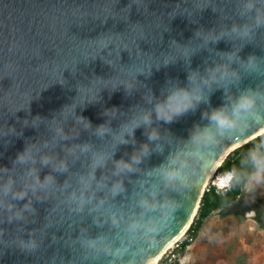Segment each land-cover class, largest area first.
Wrapping results in <instances>:
<instances>
[{"label": "water", "instance_id": "water-1", "mask_svg": "<svg viewBox=\"0 0 264 264\" xmlns=\"http://www.w3.org/2000/svg\"><path fill=\"white\" fill-rule=\"evenodd\" d=\"M244 3L245 0H0V133L12 127L23 132L19 137L10 133L0 135V184L12 178L14 191L23 189L24 173L29 165L13 166L12 160L26 143L41 144L51 139L48 122L53 117L59 119L62 106L77 97L78 86H90L97 77L109 80L118 75L117 67L109 66L105 60L125 68L137 65L145 71L150 65L152 74L147 78L137 75L139 83L131 95L125 94L123 85L115 91H110L109 85L101 88L99 102L88 104L85 100L83 110L77 107L76 111L91 121L93 129L108 119L103 109L115 106L120 111L111 120V127L118 130L134 111L152 109L146 97L151 93L157 99L162 98L169 86L166 81L171 79L185 86L188 71L206 75L207 68L227 62L225 53L237 52L240 61L254 54L264 69V27H255V12L241 14ZM256 8L264 11V0H258ZM245 24L253 29L251 40L225 35L216 43L203 45L194 35L198 30L219 35L230 31L233 25ZM172 40L194 50L190 64L172 45ZM169 55L177 59L165 67L162 61ZM240 61L234 59L229 64L239 74V81L225 80L204 87L208 103L201 102L194 112L171 124L157 120L153 112L151 128L159 132L160 140L156 143L163 147L162 152H156V143L148 141V128L135 130V143L130 141L113 149L111 136L100 139L69 119L64 128L66 132L72 130V139L41 149L42 153L50 152L57 159H66L68 171L58 173L50 166H41L39 155L35 161L41 180L48 174L55 176L53 191L47 196L28 192L23 200L0 193L3 202L0 264H146L159 255L160 259L168 243L189 229L212 173L230 153L264 133V103H260L258 115L232 132L218 136L206 162L192 165L187 187L173 190L160 185L158 199L173 202L168 215L159 211L148 214L145 219L151 221V226L147 231L129 234L125 230L129 220L140 214L136 207L139 195H146L144 189L159 184L157 177L147 173L183 146L194 125L208 123L206 113L228 104L229 97L246 88L264 93V74L247 72ZM36 115L44 117V123L38 129L24 127V120L31 121ZM84 142L96 150L114 151V155L95 171L96 181L103 179L106 186L96 190L94 181L92 203L82 212H76L68 198L72 192L80 191L78 177L89 171L90 155L73 157L68 154L67 146ZM145 143L152 152L137 171L114 175L113 160H129ZM117 180L123 181L125 191L113 198L108 188ZM37 196L42 199L37 200ZM29 200L35 213L23 211V220L9 222V217L22 211ZM100 201L103 203L99 204ZM110 212L121 218L118 228L111 224ZM97 235L106 237L113 250L124 246L127 251L118 257L103 252L93 256L81 247L79 240L82 236ZM28 239L39 243L35 252L28 253L18 247L20 240Z\"/></svg>", "mask_w": 264, "mask_h": 264}, {"label": "clouds", "instance_id": "clouds-1", "mask_svg": "<svg viewBox=\"0 0 264 264\" xmlns=\"http://www.w3.org/2000/svg\"><path fill=\"white\" fill-rule=\"evenodd\" d=\"M258 0H245L242 15L248 13H256L255 27H264V11L256 8ZM175 15H172L174 17ZM171 17V18H172ZM253 29L248 25H233L227 33L222 32L219 35L213 34L211 31L204 33L203 31H196L195 37L201 39L203 45L209 42L216 43L225 35L231 37L235 36L242 40L252 39ZM172 45L176 46L177 51L187 63L190 64V56L194 50L187 45H178L175 40H172ZM103 51V49H102ZM227 57V62L217 64L214 67L206 69V75H202L196 70H190L187 74V84L180 86L178 83H173L170 80L166 81L169 85L167 90L162 93V98L157 99L151 93L146 97L147 102L152 103L151 110L138 109L133 112L132 116L124 123L119 125L118 130H113L111 127V120L115 119L120 111L117 107L104 108L103 115L108 119L101 124H98L93 129L91 121L79 114L76 109L80 107L81 110L86 106L85 100L88 104L97 103L101 100L99 95L101 88H108L110 91H115L120 85H123L125 94L131 95L139 83L136 80L137 75H145L149 77L151 66H148L147 71L143 67L132 65L127 68L117 66L105 60L109 66L117 67L118 75L115 78L104 80L102 77L95 78L90 86L80 85L77 87V97H75L70 104H65L59 110V119L53 117L48 122L47 127L51 133L50 140H44L41 144L29 142L25 144L22 151L18 152L15 159L12 160L15 165H29L24 173V187L22 190L14 191L15 180L9 178L5 183L0 184V193L4 196L11 194L14 200H23L31 192L34 196L37 193H44L47 196L53 191L56 186L55 176L48 174L41 180L39 170L35 167L37 155H39V162L41 166H50L53 171L64 173L68 171V163L66 159H57L54 154L42 153L41 149L51 148L59 144L61 141L72 139L70 133L65 131L64 124L71 119L76 125L84 130H91L92 134L100 139L106 136H111L113 141V149L122 144H128L130 141L135 143L134 133L137 128H148L147 139L150 142L156 143L160 140V135L157 129L151 128L152 114L155 113L156 119L165 123L171 124L175 119L191 112H194L197 106L203 102L208 103V97L204 94V87L211 86L212 83L230 80L239 81L240 77L236 71L230 69V62L234 59L240 61L237 52H229L223 54ZM95 59V58H93ZM102 59V58H101ZM177 57L165 56L162 64L168 66L170 63H175ZM104 60V59H102ZM244 69L249 73L264 74V69L261 68V62L254 54H250L246 61H240ZM161 67V63L156 64L157 70ZM61 85L64 81H59ZM264 103V93L253 89L246 88L235 97H229V103L220 107L212 109L206 113L208 123L206 125H194L188 138L183 142V146L174 152L169 153L165 161L159 166L151 169L147 174L155 176L159 180V184H152L150 188L144 189L147 194L139 195L136 200V207L141 211L138 217H133L129 220L126 226V231L129 234H135L141 230H149L151 221L146 220L145 217L154 212H161L168 215L173 207V202L168 199H158L160 195V185L165 189L180 190L188 186L191 175V168L194 163L203 165L206 162L208 151H210L216 144L217 137L225 135L236 129L242 122L258 115V104ZM29 110V109H28ZM27 110V111H28ZM45 118L39 115L33 116L31 121L25 119L24 127H32L38 129L41 123H44ZM22 136L23 132L12 127L7 132L0 133V135ZM78 134V133H76ZM8 141H5L7 144ZM156 152H162L163 147L156 143ZM67 152L73 157L79 155H90L89 171L86 175H80L78 181L80 184V191L72 192L68 198L69 202L73 204L74 211L82 212L85 206L92 203L95 196L93 190V182L95 181L96 190H101L106 186L103 179L96 181L95 171L98 168H103L108 160L112 159L113 152L104 150H96L93 146L84 142L81 144H73L67 146ZM152 149L147 143L142 144L137 151H134L129 160H113V174L116 176H123L137 171L138 166L143 160L150 156ZM223 167V164L220 165ZM5 172L7 169L4 170ZM214 188L218 194H226L236 186H243L246 190L252 191L257 187L264 186V139L252 145L247 153L240 161L239 167H231L218 175L214 181ZM143 188V185H141ZM124 184L122 180H117L108 188L111 197H116L124 192ZM42 197L37 196V200ZM103 202L100 201L99 204ZM3 202L0 201V206ZM97 205V207L99 206ZM11 211V206L8 207ZM23 211L34 214L36 209L32 207V202L29 200L24 205L22 211H17L13 216L9 217L11 220H23ZM109 218L114 227H119L121 218L116 212H110ZM79 243L83 249L93 256H98L101 252L111 254L113 256H122L127 248L121 246L112 249L110 242L106 237L97 235L95 237L82 236ZM18 247L25 252L32 253L39 248V243L35 239L20 240Z\"/></svg>", "mask_w": 264, "mask_h": 264}, {"label": "rangeland", "instance_id": "rangeland-1", "mask_svg": "<svg viewBox=\"0 0 264 264\" xmlns=\"http://www.w3.org/2000/svg\"><path fill=\"white\" fill-rule=\"evenodd\" d=\"M220 174L213 173L209 188H214L211 182ZM241 192L242 199L237 197L203 219L196 237L175 264H264V186L252 191L242 186ZM247 206L254 210L244 211ZM186 236L167 249L156 264L174 259V250Z\"/></svg>", "mask_w": 264, "mask_h": 264}, {"label": "trees", "instance_id": "trees-1", "mask_svg": "<svg viewBox=\"0 0 264 264\" xmlns=\"http://www.w3.org/2000/svg\"><path fill=\"white\" fill-rule=\"evenodd\" d=\"M264 139V133L257 136L252 141L244 144L243 146L237 148L232 153H230L226 159L223 161V167H217L215 173H222L223 171L228 170L231 167H239L240 161L243 159L248 149L252 147L253 144L258 143L260 140ZM242 186H236L231 191L227 192L223 196L218 194L213 187H210L208 190L205 189L201 202L198 208V211L191 223L189 229L186 231V237L177 245V248L174 250V259L171 261L163 260L161 263L164 264H175L174 261L177 260L178 255L188 246L191 241L196 237L197 231L202 224L204 218H206L212 211L224 207V205L232 203L236 200L237 197L241 198ZM242 199V198H241ZM254 210L252 206H247L244 211ZM238 213V212H235ZM173 261V262H172ZM160 262V261H159Z\"/></svg>", "mask_w": 264, "mask_h": 264}, {"label": "bare ground", "instance_id": "bare-ground-1", "mask_svg": "<svg viewBox=\"0 0 264 264\" xmlns=\"http://www.w3.org/2000/svg\"><path fill=\"white\" fill-rule=\"evenodd\" d=\"M234 148V147H233ZM186 233V232H185ZM185 233H181L176 239L172 240L170 243H168V245L166 246L165 250L162 252L164 254V252L167 251V249L171 248L178 240H180ZM161 253V254H162ZM162 254V255H163ZM160 255L152 260H150L148 263L146 264H156L157 260L159 259Z\"/></svg>", "mask_w": 264, "mask_h": 264}, {"label": "built area", "instance_id": "built-area-1", "mask_svg": "<svg viewBox=\"0 0 264 264\" xmlns=\"http://www.w3.org/2000/svg\"><path fill=\"white\" fill-rule=\"evenodd\" d=\"M212 175H213V173H212ZM212 175L210 176V178H212ZM210 178H209V179H210ZM214 181H215V180H212V182H211V183H212V185H214ZM205 189H206V190H208V189H209V184H208V183H207V186H206V188H205ZM173 256H174V255H173Z\"/></svg>", "mask_w": 264, "mask_h": 264}]
</instances>
